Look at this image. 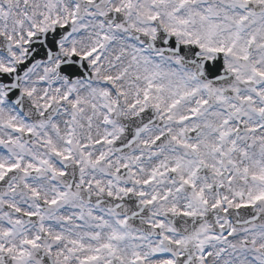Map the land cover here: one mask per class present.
Masks as SVG:
<instances>
[{
    "label": "snow or ice",
    "instance_id": "obj_1",
    "mask_svg": "<svg viewBox=\"0 0 264 264\" xmlns=\"http://www.w3.org/2000/svg\"><path fill=\"white\" fill-rule=\"evenodd\" d=\"M0 264H264V0H0Z\"/></svg>",
    "mask_w": 264,
    "mask_h": 264
}]
</instances>
